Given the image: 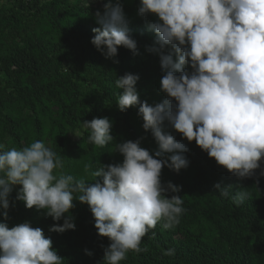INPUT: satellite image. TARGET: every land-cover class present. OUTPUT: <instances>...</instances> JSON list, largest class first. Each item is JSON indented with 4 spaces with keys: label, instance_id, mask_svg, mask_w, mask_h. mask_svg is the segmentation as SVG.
<instances>
[{
    "label": "clouds",
    "instance_id": "clouds-1",
    "mask_svg": "<svg viewBox=\"0 0 264 264\" xmlns=\"http://www.w3.org/2000/svg\"><path fill=\"white\" fill-rule=\"evenodd\" d=\"M103 9L95 14L99 27L93 29L91 43L105 58H115L120 47L138 54L120 0H107ZM138 14L157 17L148 25L156 38L147 51L159 55L164 73L160 91L166 98L154 105L141 101L139 75L126 73L115 81L122 90L116 106L121 112L138 106L143 129L159 146L154 155L140 140L115 143L123 161L102 164L90 172L95 179L88 182L65 172L62 156L42 140L20 149L4 150L0 144V210L5 220L16 185L22 186L17 200L57 222L51 232L75 230L74 201L86 203L98 235L110 241L103 264H120L129 251H147L141 241L159 222L165 229L180 223L185 211L178 195L182 186L165 185L161 176L165 166L177 173L186 169L190 161L184 153L189 149L164 131L166 122L240 179L253 177L264 161V0H140ZM81 123L95 146L115 141L108 117ZM166 153L171 155L165 158ZM230 187L214 185L224 197ZM247 195L238 192L232 200L239 206ZM163 254L174 256L175 249ZM0 264H64V258L40 227L26 221L9 228L0 222Z\"/></svg>",
    "mask_w": 264,
    "mask_h": 264
},
{
    "label": "trees",
    "instance_id": "trees-1",
    "mask_svg": "<svg viewBox=\"0 0 264 264\" xmlns=\"http://www.w3.org/2000/svg\"><path fill=\"white\" fill-rule=\"evenodd\" d=\"M11 1L14 3L9 9L0 8V138L17 149L34 140L50 143L62 156L64 171L88 182L95 179L90 172L102 164L123 161L115 152V143L140 140L141 146L154 155L159 146L152 133L143 129L138 106L126 112L116 106L122 90L115 81L126 73L138 74L136 87L141 101L154 105L166 98L160 91L164 73L159 55L147 51L156 38L148 25L157 17L140 16V0H120L138 54L120 47L115 58H105L91 38L96 35L93 29L99 27L95 14L103 12L107 0H89V4ZM104 117L113 122L115 137L106 147L90 143V132L85 129L77 139L68 136L70 127ZM164 131L189 149L184 153L190 161L186 169L177 173L165 166L161 176L165 185L172 182L182 186L178 195L185 211L174 228L165 229L159 222L150 229L141 241V248L147 251H129L120 264H264V176L260 175L264 161L253 177L240 179L167 122ZM170 155L166 153L165 158ZM86 166H90L88 172ZM218 182L231 186L228 197L214 189ZM21 187L14 186L8 218L5 220L0 210V222L9 228L26 221L40 227L52 239L64 264H103L110 241L98 235L86 203L74 201L71 215L75 230L55 233L49 228L56 221L16 199ZM238 192L248 194L239 206L232 200ZM58 223L63 224V219ZM170 248L175 249V255H164Z\"/></svg>",
    "mask_w": 264,
    "mask_h": 264
},
{
    "label": "rangeland",
    "instance_id": "rangeland-1",
    "mask_svg": "<svg viewBox=\"0 0 264 264\" xmlns=\"http://www.w3.org/2000/svg\"><path fill=\"white\" fill-rule=\"evenodd\" d=\"M68 3H81V4H89L91 3V1L89 0H67ZM13 1L11 0H0V8H3V9H9L10 7H12L13 5ZM84 128L82 126H79V127H70L69 128V137H72V138H79L78 136H75V135H79L81 136L82 135V132H83ZM9 139V138H7ZM0 143L3 144V145H8L9 149L13 148V146L11 144H9L7 142L6 139H1L0 138ZM46 145L47 146H51L50 143H47L46 142Z\"/></svg>",
    "mask_w": 264,
    "mask_h": 264
},
{
    "label": "built area",
    "instance_id": "built-area-1",
    "mask_svg": "<svg viewBox=\"0 0 264 264\" xmlns=\"http://www.w3.org/2000/svg\"><path fill=\"white\" fill-rule=\"evenodd\" d=\"M26 1H29V0H26Z\"/></svg>",
    "mask_w": 264,
    "mask_h": 264
}]
</instances>
